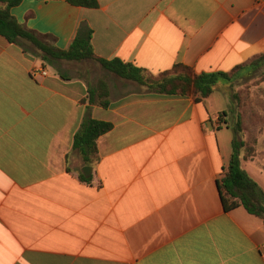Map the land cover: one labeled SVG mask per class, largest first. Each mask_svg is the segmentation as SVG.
Here are the masks:
<instances>
[{
  "label": "crops",
  "instance_id": "0c3cea01",
  "mask_svg": "<svg viewBox=\"0 0 264 264\" xmlns=\"http://www.w3.org/2000/svg\"><path fill=\"white\" fill-rule=\"evenodd\" d=\"M98 3L25 0L11 12L61 50L92 30L98 58L152 75L229 73L264 54V0ZM229 84L220 77L204 102L162 95L0 35V264H264V222L226 211L219 189L233 153ZM86 119L113 125L94 166L73 144ZM241 166L264 192V150Z\"/></svg>",
  "mask_w": 264,
  "mask_h": 264
},
{
  "label": "trees",
  "instance_id": "16d2710c",
  "mask_svg": "<svg viewBox=\"0 0 264 264\" xmlns=\"http://www.w3.org/2000/svg\"><path fill=\"white\" fill-rule=\"evenodd\" d=\"M25 0H0V35L10 43L31 45L39 54L42 61L82 62L92 61L98 63L104 70L121 79L132 81L139 86L158 94L167 96H196L197 102L206 101L215 91L219 78L222 77L229 83L233 79L251 76L254 72L264 67V54L256 55L246 64L236 67L229 73L196 74L192 68L183 64L175 65L171 71L159 75H152L122 61H106L96 56L92 47V30L80 31L67 50H61L51 45L44 39L33 34L20 25L12 15V9L19 6ZM77 7L96 9L98 0H68ZM108 83L101 79L95 90L98 94V103L103 108L110 106ZM227 113H223L226 116ZM113 125L108 122L86 119L83 121L74 141V147L81 153V157L88 166L99 163L98 140L110 132ZM234 139L232 143L233 153L230 163L223 178L219 182L223 205L226 211H232L243 207L250 215L264 222V192L257 182L242 168V159L249 160L256 153L255 146H249L248 142L240 140L242 129L240 123L233 128ZM245 154L243 155V152ZM83 180H87L84 175Z\"/></svg>",
  "mask_w": 264,
  "mask_h": 264
},
{
  "label": "rangeland",
  "instance_id": "374dc122",
  "mask_svg": "<svg viewBox=\"0 0 264 264\" xmlns=\"http://www.w3.org/2000/svg\"><path fill=\"white\" fill-rule=\"evenodd\" d=\"M29 45V44H27ZM31 46V45H30ZM31 49L36 50L31 46ZM78 65V64H74ZM264 67L248 77L233 79L224 92L228 94L227 118L231 115V128L240 123V140L264 150ZM228 120V118H227Z\"/></svg>",
  "mask_w": 264,
  "mask_h": 264
},
{
  "label": "water",
  "instance_id": "95a60500",
  "mask_svg": "<svg viewBox=\"0 0 264 264\" xmlns=\"http://www.w3.org/2000/svg\"><path fill=\"white\" fill-rule=\"evenodd\" d=\"M92 167H85L82 172H84L86 177H89L92 174Z\"/></svg>",
  "mask_w": 264,
  "mask_h": 264
},
{
  "label": "built area",
  "instance_id": "2783aa9c",
  "mask_svg": "<svg viewBox=\"0 0 264 264\" xmlns=\"http://www.w3.org/2000/svg\"><path fill=\"white\" fill-rule=\"evenodd\" d=\"M42 75H44V76H46L47 75V72H45V71H43V72H41V71H39Z\"/></svg>",
  "mask_w": 264,
  "mask_h": 264
}]
</instances>
